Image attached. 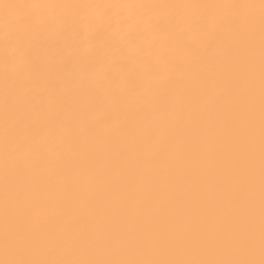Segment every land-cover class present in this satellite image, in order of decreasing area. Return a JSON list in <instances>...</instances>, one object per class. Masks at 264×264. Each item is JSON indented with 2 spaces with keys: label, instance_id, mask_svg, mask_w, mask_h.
I'll return each instance as SVG.
<instances>
[{
  "label": "snow or ice",
  "instance_id": "6c2138e0",
  "mask_svg": "<svg viewBox=\"0 0 264 264\" xmlns=\"http://www.w3.org/2000/svg\"><path fill=\"white\" fill-rule=\"evenodd\" d=\"M0 264H264V0H0Z\"/></svg>",
  "mask_w": 264,
  "mask_h": 264
}]
</instances>
